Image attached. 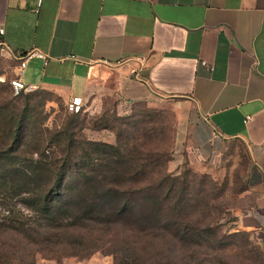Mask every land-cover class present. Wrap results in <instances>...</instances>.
<instances>
[{"label": "crops", "instance_id": "0c3cea01", "mask_svg": "<svg viewBox=\"0 0 264 264\" xmlns=\"http://www.w3.org/2000/svg\"><path fill=\"white\" fill-rule=\"evenodd\" d=\"M38 2L0 0L11 80L13 55L39 50L51 61L31 60L23 82L66 102H182L197 161L247 147V192L264 225V0H42L36 12Z\"/></svg>", "mask_w": 264, "mask_h": 264}, {"label": "rangeland", "instance_id": "374dc122", "mask_svg": "<svg viewBox=\"0 0 264 264\" xmlns=\"http://www.w3.org/2000/svg\"><path fill=\"white\" fill-rule=\"evenodd\" d=\"M12 66L10 60L0 63V105L11 101L15 111L30 114L32 137L20 151L22 161L38 160L40 151L36 148L44 149L46 155L52 153L54 137L67 127L83 139L112 145L117 143L118 132L125 130L126 138L138 139L154 157L155 172L164 171L188 187L185 198L192 231L186 228L189 242H181L177 230L170 228L172 213L166 212L160 226L169 227L168 232L123 235L115 247L91 254L86 243L78 244L77 237L60 244L43 243L14 236L3 227L0 264H264V225L253 212V198L247 192L249 158L245 145L236 143L222 159L199 162L182 133L186 112L182 102L125 105L107 95L96 104L84 101L83 112L75 116L57 93L36 89L15 96L10 86ZM136 125L141 130L138 133L132 132ZM77 185L78 180H72L68 190ZM21 200L9 198L11 214L4 211L0 218L31 223L32 215ZM199 231H208L207 238L199 239ZM67 252L74 255L68 257Z\"/></svg>", "mask_w": 264, "mask_h": 264}, {"label": "trees", "instance_id": "16d2710c", "mask_svg": "<svg viewBox=\"0 0 264 264\" xmlns=\"http://www.w3.org/2000/svg\"><path fill=\"white\" fill-rule=\"evenodd\" d=\"M29 120V112L15 111L11 101L0 105V216L4 211L11 214L7 201L16 197L32 215L31 223L0 218V228L43 243L77 237L80 246L86 243L95 254L115 247L123 235L168 232L169 227L160 224L163 214L171 212L170 228L177 230L181 242H189L188 187L164 171L155 172L154 157L138 139L126 138L124 130L114 145L91 142L67 127L56 132L52 153L36 148L39 159L24 162L20 151L30 144ZM135 128L132 132L141 131L139 125ZM76 179L77 187L68 190ZM199 232V239L207 238L208 231Z\"/></svg>", "mask_w": 264, "mask_h": 264}, {"label": "built area", "instance_id": "2783aa9c", "mask_svg": "<svg viewBox=\"0 0 264 264\" xmlns=\"http://www.w3.org/2000/svg\"><path fill=\"white\" fill-rule=\"evenodd\" d=\"M42 5V0H39L38 2V8L36 12H39V8ZM0 35H4V30H0ZM4 44L0 43V48L3 47ZM14 59H16L19 62V72L18 75L10 80V86L12 88L13 94L15 96L20 95L21 93H28L35 91L37 89L34 85H28L22 80V74L24 73L25 69L28 66V63L33 59H40L43 61L44 66H48V64L51 61V58L44 54L43 52L39 50H31L25 53L20 54H14ZM204 66H207L205 62H203ZM209 70L212 71V68H209ZM84 101L81 97H73L71 100H69L66 104V109L70 114H80L84 110ZM250 118L248 117L246 122H248Z\"/></svg>", "mask_w": 264, "mask_h": 264}]
</instances>
